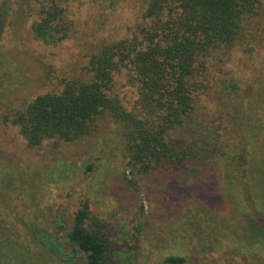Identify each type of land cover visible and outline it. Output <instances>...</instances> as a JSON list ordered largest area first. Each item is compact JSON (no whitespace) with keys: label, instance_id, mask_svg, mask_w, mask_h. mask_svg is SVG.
<instances>
[{"label":"rangeland","instance_id":"374dc122","mask_svg":"<svg viewBox=\"0 0 264 264\" xmlns=\"http://www.w3.org/2000/svg\"><path fill=\"white\" fill-rule=\"evenodd\" d=\"M47 4L0 0V217L16 228L36 222L62 236L87 201L88 227L110 243L111 264H163L170 256L187 258L186 264H259L258 246L251 247L240 214L242 186L227 184L216 163L140 173L129 164L121 125L108 113L78 141L50 140L38 148H29L6 121L38 96L60 93L66 81L89 80L91 57L131 38L148 0H122L116 8L104 0H70L64 6L68 36L56 43L38 39L33 30ZM205 62L200 80L209 89L196 103L200 123L224 134L232 108L221 105L237 95L264 120L257 100L264 95V0L236 46L212 52ZM116 88L132 109L138 96L124 76Z\"/></svg>","mask_w":264,"mask_h":264},{"label":"trees","instance_id":"16d2710c","mask_svg":"<svg viewBox=\"0 0 264 264\" xmlns=\"http://www.w3.org/2000/svg\"><path fill=\"white\" fill-rule=\"evenodd\" d=\"M121 1L104 0L112 8ZM45 2L41 21L33 28L35 36L45 42L62 41L70 29L64 7L70 0ZM260 4L261 0H148L143 24L131 38L104 45L91 57L89 80L66 81L60 93L38 96L6 121L19 129L29 148H38L50 140L74 143L108 113L121 125L129 164L140 173L156 175L200 161L216 163L225 169L227 184L236 180L242 186L246 202L240 214L253 239L251 247L258 246L254 258L264 264L258 252L264 251V120L254 118L238 95L224 97L221 105L232 108L224 134L200 123L196 113L201 92L209 89L200 80L205 59L216 50L235 47ZM121 76L138 96L130 110L116 91ZM231 87L238 90L235 82ZM257 100L264 105L263 94ZM91 219L87 201L62 236L40 229L36 222L16 228L0 217V264H111L110 243L89 229ZM187 261L170 256L163 264Z\"/></svg>","mask_w":264,"mask_h":264}]
</instances>
